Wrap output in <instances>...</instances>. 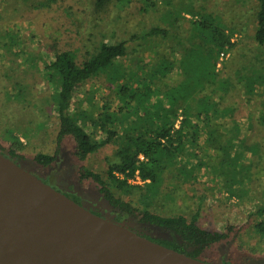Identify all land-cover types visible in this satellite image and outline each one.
I'll list each match as a JSON object with an SVG mask.
<instances>
[{
  "label": "trees",
  "instance_id": "16d2710c",
  "mask_svg": "<svg viewBox=\"0 0 264 264\" xmlns=\"http://www.w3.org/2000/svg\"><path fill=\"white\" fill-rule=\"evenodd\" d=\"M60 1L32 0L31 7L52 10ZM133 1L88 0V4L100 14L108 12L111 5L123 8ZM141 1L144 15L159 10V0ZM163 1V9H167L162 22L140 20L138 28L128 30L127 36L117 41L111 36L106 41L107 34L83 59L76 51L62 50L46 64L48 81L56 86L53 99L59 118L57 149L52 155L38 154L35 160L43 166L52 165L60 158L66 139H72L73 154L81 162L103 147L114 145L106 177L80 167L81 179L97 183L113 211L111 218L156 242L203 259L208 249L230 237L234 226L226 231L204 228L199 223L201 209L191 216L156 212L179 189L178 184L173 191L163 185L167 181L173 184L171 177L182 184L196 182L197 170H206L213 178L223 179L227 189L236 193L234 185L243 183L244 178L242 172L233 173L235 168L245 166L249 175L250 168L259 163L262 174L258 177L264 175V135L260 140H251L253 131L264 133V102L259 115L252 111L246 116L248 123L244 126L242 118L236 116V103L228 101L235 82L231 76L222 77L217 67L222 54L234 47L237 28L217 19L219 15L198 9L195 0ZM255 9L254 40L264 47V0H255ZM183 12L197 18L190 19ZM165 41L170 42L168 50L161 49ZM138 47L152 51L155 57L149 60L146 52L136 57L135 63H125L132 51H139ZM103 74L112 85L101 105L97 107L89 99L94 110L88 112L83 109V99L78 111H72L77 89ZM175 77L179 80L171 84L168 79ZM246 79V93L256 99L254 86L263 83L264 78L254 73ZM247 130L249 134L244 135ZM8 151L10 158L24 159L17 148ZM248 152L253 156L250 163L246 162ZM138 177L142 183L132 182ZM258 213L263 220L256 228L264 241V205Z\"/></svg>",
  "mask_w": 264,
  "mask_h": 264
},
{
  "label": "rangeland",
  "instance_id": "374dc122",
  "mask_svg": "<svg viewBox=\"0 0 264 264\" xmlns=\"http://www.w3.org/2000/svg\"><path fill=\"white\" fill-rule=\"evenodd\" d=\"M159 2V10L144 15L140 11L141 0H134L123 8L111 5L108 12L100 14L94 12L88 0H61L58 7L52 10L33 9L32 0H0V152L9 155V148H17L24 155V159L14 158L18 163L63 188L70 186L72 193L77 194L83 204L90 202L106 212L110 219L113 211L109 209L97 183L92 179H81L80 167L86 166L106 177L107 160L114 154V145L103 147L81 162L73 154L72 139H66L59 160L52 165L43 166L35 160L36 155H52L57 149L59 118L53 99L56 86L48 81L45 66L62 50L76 51L78 58L83 59L85 53L107 34L106 41L109 36L117 41L125 37L128 30L138 28L140 20L145 23L152 21L153 24L162 22L167 8L163 9V0ZM194 4L198 9L202 7L208 13L219 15L221 18L217 19L228 26L237 28L233 35L235 45L223 59L220 58L217 70L222 77L233 78L235 88L228 95V101L236 103L239 108L236 116L242 118V125L245 126L248 123L246 116L252 111L259 115L264 102V79L263 83L257 82L254 86L256 99H250L246 93L248 75L255 73V76L264 78V47L254 40L255 0H195ZM166 5L171 8V4ZM184 14L190 19L197 18L186 12ZM169 44V41L161 42V49L168 50ZM138 48L139 51H132V56L125 63H135V58L146 52L149 60L155 57L152 51ZM176 57L181 56L178 54ZM168 80L176 84L179 79ZM110 84L107 75L103 74L82 85L75 93L72 111H78L83 99L84 110H94L89 99L99 107L104 94L110 92ZM117 104L118 101L114 106ZM246 133L249 134L248 130L243 134ZM253 134L251 140H260L264 135L256 131ZM248 154L246 162L250 163L253 156ZM235 169L233 173L242 172L244 178L243 183L234 185L236 193L227 189L223 179L213 178L214 175L206 170H197L196 182L182 184L177 182L176 177L169 178L174 183L169 185L167 181L164 189L173 191L176 184L179 189L172 192V198L168 199L165 207L155 211L163 215L185 213L191 216L201 209L199 223L204 228L226 231L227 227L234 226L227 240L203 254L205 261L215 264H264V241L256 228L263 220L258 210L264 205V175L258 177L262 174L259 163L250 168V176L245 166ZM132 182L142 183L141 179ZM134 202H138L137 197Z\"/></svg>",
  "mask_w": 264,
  "mask_h": 264
},
{
  "label": "water",
  "instance_id": "95a60500",
  "mask_svg": "<svg viewBox=\"0 0 264 264\" xmlns=\"http://www.w3.org/2000/svg\"><path fill=\"white\" fill-rule=\"evenodd\" d=\"M0 264H215L90 210L0 152Z\"/></svg>",
  "mask_w": 264,
  "mask_h": 264
},
{
  "label": "flooded vegetation",
  "instance_id": "af4514ba",
  "mask_svg": "<svg viewBox=\"0 0 264 264\" xmlns=\"http://www.w3.org/2000/svg\"><path fill=\"white\" fill-rule=\"evenodd\" d=\"M59 160V159H58ZM40 177V176H39ZM44 179V181H48V183L52 186H54L56 189L66 193L68 196H70L71 198L75 199L76 201L80 202L81 204H83V202H81L79 199L80 197L77 194H73L72 190L70 188V186H67L66 188H63L60 184H57L55 182H53V180H51L50 178L46 179V178H42ZM84 206H86L87 208H89L90 210L94 211L95 213H98L104 217L108 218V215L106 212H104L103 210H100L99 208H96L94 205H92L90 202H88L87 204L84 203ZM141 234V233H140Z\"/></svg>",
  "mask_w": 264,
  "mask_h": 264
},
{
  "label": "built area",
  "instance_id": "2783aa9c",
  "mask_svg": "<svg viewBox=\"0 0 264 264\" xmlns=\"http://www.w3.org/2000/svg\"><path fill=\"white\" fill-rule=\"evenodd\" d=\"M224 56H225V54L223 53V54H222V56H221V58L223 59V57H224ZM137 179H138V180H140V178H139V177H138Z\"/></svg>",
  "mask_w": 264,
  "mask_h": 264
}]
</instances>
